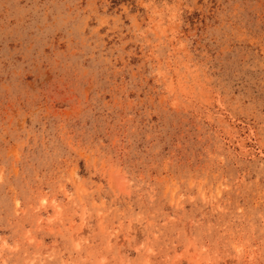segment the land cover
I'll return each instance as SVG.
<instances>
[{"label":"rangeland","instance_id":"374dc122","mask_svg":"<svg viewBox=\"0 0 264 264\" xmlns=\"http://www.w3.org/2000/svg\"><path fill=\"white\" fill-rule=\"evenodd\" d=\"M0 264H264V0H0Z\"/></svg>","mask_w":264,"mask_h":264}]
</instances>
